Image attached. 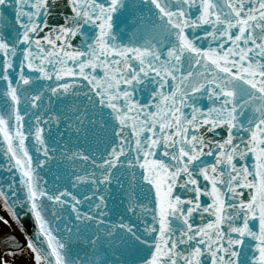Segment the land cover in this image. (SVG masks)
<instances>
[{
  "label": "snow or ice",
  "instance_id": "1",
  "mask_svg": "<svg viewBox=\"0 0 264 264\" xmlns=\"http://www.w3.org/2000/svg\"><path fill=\"white\" fill-rule=\"evenodd\" d=\"M0 174V264H264V0H0Z\"/></svg>",
  "mask_w": 264,
  "mask_h": 264
},
{
  "label": "water",
  "instance_id": "2",
  "mask_svg": "<svg viewBox=\"0 0 264 264\" xmlns=\"http://www.w3.org/2000/svg\"><path fill=\"white\" fill-rule=\"evenodd\" d=\"M3 178H4L3 174H0V179ZM15 224L18 227L20 233L22 234L23 239H24V233L31 234L34 230L33 221L30 218V216L25 214V212L20 213V220ZM21 242L23 241L21 240Z\"/></svg>",
  "mask_w": 264,
  "mask_h": 264
},
{
  "label": "rangeland",
  "instance_id": "3",
  "mask_svg": "<svg viewBox=\"0 0 264 264\" xmlns=\"http://www.w3.org/2000/svg\"><path fill=\"white\" fill-rule=\"evenodd\" d=\"M0 215H7L3 209H0ZM12 229L11 227L5 226V225H0V238L4 237L6 233H10ZM6 259L11 260V256L5 255ZM15 264H31L30 257L28 256L27 252L25 251L24 255L17 254L16 259H15Z\"/></svg>",
  "mask_w": 264,
  "mask_h": 264
},
{
  "label": "bare ground",
  "instance_id": "4",
  "mask_svg": "<svg viewBox=\"0 0 264 264\" xmlns=\"http://www.w3.org/2000/svg\"><path fill=\"white\" fill-rule=\"evenodd\" d=\"M14 232H15V236L21 241L22 237H20L21 236L20 233L17 230H15ZM0 247H3V245H0Z\"/></svg>",
  "mask_w": 264,
  "mask_h": 264
}]
</instances>
